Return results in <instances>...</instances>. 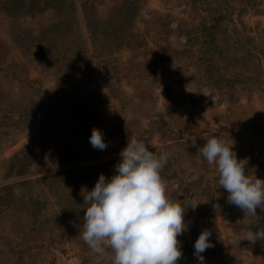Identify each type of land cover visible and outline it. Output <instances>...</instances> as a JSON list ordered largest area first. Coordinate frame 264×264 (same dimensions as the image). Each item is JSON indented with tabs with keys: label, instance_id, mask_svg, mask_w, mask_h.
<instances>
[{
	"label": "rangeland",
	"instance_id": "rangeland-1",
	"mask_svg": "<svg viewBox=\"0 0 264 264\" xmlns=\"http://www.w3.org/2000/svg\"><path fill=\"white\" fill-rule=\"evenodd\" d=\"M214 134L264 179V0H0V264H96L83 196L131 136L167 153L178 264L206 229L203 264H264V211L229 205L199 151Z\"/></svg>",
	"mask_w": 264,
	"mask_h": 264
},
{
	"label": "clouds",
	"instance_id": "clouds-1",
	"mask_svg": "<svg viewBox=\"0 0 264 264\" xmlns=\"http://www.w3.org/2000/svg\"><path fill=\"white\" fill-rule=\"evenodd\" d=\"M199 149L209 165L219 173V188L227 192V203L241 209L244 216L264 211V179L246 174L247 159H238L233 144L218 135L205 138ZM89 142L105 150L103 133L93 128ZM110 179L101 173L95 186L86 190L88 204L82 218L81 239L96 257V264L114 254L112 264H178L183 252L178 239L188 229L185 210L166 195L161 171L167 153L150 151L136 136L127 138ZM240 221H237L239 223ZM245 240H264V227L253 231L247 222ZM257 227V226H256ZM210 230H202L194 243V256L203 264L204 253L213 247Z\"/></svg>",
	"mask_w": 264,
	"mask_h": 264
}]
</instances>
